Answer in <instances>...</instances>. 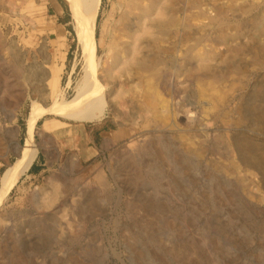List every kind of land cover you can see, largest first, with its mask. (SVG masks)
<instances>
[{
    "label": "rangeland",
    "instance_id": "1",
    "mask_svg": "<svg viewBox=\"0 0 264 264\" xmlns=\"http://www.w3.org/2000/svg\"><path fill=\"white\" fill-rule=\"evenodd\" d=\"M9 1L17 8V13L0 11V36L6 48L3 47L2 52L0 49V64L5 65H0V70L5 71L3 77L13 88L4 99L11 106L20 95L23 100L14 120H9L0 106V138L2 135L7 140L12 137L19 145L18 154L14 151L0 153V188L5 171L27 149L29 136L33 137V144L28 149H35L38 154L35 165L33 163L29 172L20 178L0 209V264H15L13 260L17 257L23 264H264L263 172L247 163L233 143L239 130L236 121L241 118L240 99L250 88L264 81V0H194L198 4L193 0L169 1L172 4L166 1L170 6H166L168 13L164 19H172L175 24L178 21L177 31L173 32L185 34L182 40L181 36L171 33L161 42L165 48H172L165 55L168 64L184 63L187 52L204 56L207 50L219 57L223 54L226 59L214 62L219 77L216 80L203 78V82L201 79V82L196 79L191 82L183 73L182 76L172 75L174 72L168 66L160 67L164 71L157 70L160 74L157 81L153 76L144 78L148 74L143 75L133 67L132 74L137 70L143 76L141 80L146 82L140 88L125 84V78L118 76L124 72H117L114 81L103 79V70L114 53V25L126 2L131 0H101L95 28V53L90 55V60L95 77L101 81L100 87L105 88L108 101L105 116L115 122L119 134L105 148L101 159L84 164L77 158L70 162L57 159L58 150L48 134L50 123L61 118L53 114L41 116L30 134L28 120L34 107L33 90L25 78L15 77L8 66L15 49L23 57L21 68L29 72L35 67L47 71L50 77L46 87L48 98L40 100L44 106L54 108L63 97H75L88 57L78 38L72 10L64 0ZM213 18L242 25L241 32L235 28L228 30L231 33L228 35L234 36L228 44L250 49L236 59L239 66H245L246 70L242 69L245 71L238 73L227 67L230 54L226 45L197 44L206 34L204 29L215 21ZM217 20L215 22H219ZM45 57H48L47 62ZM55 71L56 76L52 74ZM150 78L153 80L147 83ZM175 86L188 90L182 100L185 109L199 117L203 122L201 129L208 131L210 143L205 149L201 148L196 133L187 132L188 128L176 119L171 109ZM152 93L158 102L164 103L160 106L162 111L159 107L157 110L164 117L155 110L147 111L145 105ZM188 99L195 105L188 103ZM157 123L165 125L171 134L172 139H165L172 151L169 154L166 144L165 150L160 146L159 137L150 139L147 133ZM244 131L264 146V133L250 125L244 126ZM147 139L148 145L144 143ZM151 146L156 152L163 149L165 158L172 154L194 155L195 162L190 161V164L196 163V168L192 166L195 170L181 175L172 163L153 156L148 151ZM212 151L217 156H212ZM127 156H135L133 163H129ZM40 158L47 162L44 168L36 167ZM126 164L127 167H123ZM215 165L222 167L221 175L215 173ZM155 167L164 176L157 187L153 181ZM139 173L143 174V180ZM55 188L59 190L56 199L61 198L60 208L56 211L38 209L34 195L46 194L42 197L50 199ZM228 191L235 195L230 196ZM133 204L139 208L134 207L132 211L130 205ZM161 207L165 214L161 213Z\"/></svg>",
    "mask_w": 264,
    "mask_h": 264
},
{
    "label": "bare ground",
    "instance_id": "2",
    "mask_svg": "<svg viewBox=\"0 0 264 264\" xmlns=\"http://www.w3.org/2000/svg\"><path fill=\"white\" fill-rule=\"evenodd\" d=\"M64 1L67 3V5L72 10V16H73V18L76 22V25H77V29H76L77 31L76 32H77L78 38L84 46V50H85L84 52L87 55V56L86 55L85 56L88 57L87 58L88 60H86L87 65L85 67V73H84L85 75H84L83 79L80 81V83H78L76 86L75 97H73L72 99H65L63 97L64 100L62 99L63 101L61 103L56 104L57 106L54 105L55 106L54 108L49 107V105L46 106V104H45V106L42 105L41 103H43V101H40V100H45L48 98V94H47L48 91H47L46 87H47V81L49 80L50 77H49V74L47 73V71L44 69H38L36 67L35 68L33 67L34 70L29 72V71H26L24 69V67L21 68V62H22L21 60L23 59V57L21 56V54H19L20 52L15 50L14 48H13L14 50L12 51L13 53L11 54L12 61H10V63L8 61V66H9V68H12V70L14 71L15 77H17L18 79L21 76L23 78H25L29 82L31 89L33 90L32 92L34 95H32V98L33 99L35 98V101H34V105H33L34 107L32 109L31 115H30V119L28 120L29 121L30 134H31V131L33 130V128L36 126V123L38 122V120L40 119L41 116L43 117L44 115L53 114L54 116L61 118L62 120H68V121H72L74 123H81V124H92V123L101 122L104 119V117L106 115V110L108 108V101L106 99L107 96L105 97V92H104L105 88L103 90L102 89L103 86H102V88L100 87L101 81L99 82L97 77H95V72H93V68L91 67L92 62L90 60V55H93V53H95V47H96L95 28H96V24L98 21L97 17L99 15L101 0H64ZM166 1L169 3V1H171V0H131V1H129V3H128V1L126 2L125 6L123 7L124 9H122V12H121L119 18H117L118 21L116 20L117 22L114 25L115 26L113 29L114 42L112 45L113 46L112 50H114L113 51L114 53H112L113 56H112L111 60L110 61L108 60L109 61L108 66L106 67L105 70H103L104 81L106 79L107 82H110V80H112L113 78H116L115 74H117V72H120V73L124 72V74L121 73L118 76H120V78L121 77L125 78V81H124L125 84L132 83L133 84L132 86L136 85L134 87L140 88L142 86L143 82L146 83L145 81L141 80V78H143V76L141 77V75L139 74L140 72H142L141 74H143V75L148 74V76H146V77L144 75V78H149V76L150 77L153 76L155 78V80L158 81V74L159 73L157 72V70H161L160 67L166 68V66L170 67L171 70H173L174 73H171L172 75L175 74L177 76H180L183 73L185 76H187L186 79H189L190 81L191 80L194 81L193 79H196L199 81L201 79V81H202L203 78H205V80L206 79L216 80L219 77V74L217 73L218 71L215 68L214 62L218 63V61L221 59L224 62V60L226 58H223V56H224L223 54L221 57H219V55L217 56L215 53L213 54V53H211V51L209 52V50H207V52H205L204 56L199 55V54L197 55L194 52L193 53L187 52L184 56V59H183L184 63L172 62V64L170 65V64H168L169 62L168 63L166 62L167 58L165 59V55L167 53L171 52L172 48H169V49L165 48L166 46L165 47L162 46V44L164 42L162 44H161V42L167 36H169L171 33H173L177 36H181L182 40L185 39V37L183 36L185 34L182 33L183 31H179L178 34L173 32L176 25L179 24L178 21L175 24V22L172 19H164L165 15L168 13V9H167L168 5L172 4V3L167 4ZM195 2L196 1H194V3ZM176 3H179V2H176ZM194 8H196V7H194ZM1 10L7 11L8 13H12V14L17 13V8L14 6L13 3H10L9 0H0V11ZM221 12H220V15L223 14V13L221 14ZM171 14L174 15V13H171ZM248 14H250V12ZM168 17L170 18L171 16H168ZM221 17H219V18H221ZM234 17H236V16L234 15ZM237 18L239 20V17H237ZM213 19H215V18H213ZM226 19H229V18H226ZM234 19L236 20V18H233L232 20H234ZM216 20L217 19H215V21ZM223 20H224V18H223ZM238 20H237V22H238ZM217 21H219V20H217ZM227 21H219V22H215V23L212 22L211 23L212 25L210 26V28H208V27H207V29L203 28L205 30L206 34L204 36H201L200 40L197 41V44L200 46L201 44H203V42H205V43L209 42L211 45L212 44L213 45L214 44H222V45L224 44V46L226 45V47H227L226 51L230 54L229 55L230 59L227 58V61L229 62V63H227V67L229 69L235 70L236 72L240 73L241 71L243 72L246 69H245V66L244 67L241 66L242 64L239 66L240 63L237 64L236 59L239 56H241L243 51H248L250 49H248V47L246 48V47L237 46V45L232 46V45H230V43L228 44V42H229L228 40L233 39V37H234L233 35H232L233 37L228 35V33H229L228 30L235 28V30L237 29L238 32H241V30H243V29H242L241 24H239V25L233 24L230 21L229 22H227ZM242 21H244V20H242ZM258 24H260V22ZM208 25H209V23H208ZM253 25H255V23L252 24V26ZM261 25H262V23H261ZM188 26H190V25H188ZM179 27H181V26H179ZM185 27H186V25H185ZM262 29H263V27H262ZM186 30H187V28H186ZM232 30H234V29H232ZM175 31H177V30L175 29ZM190 31H192V30H190ZM246 33H247V31H246ZM229 34H231V33H229ZM181 37H180V39H181ZM2 40H3V38L1 39V36H0L1 52L5 48V45H4L5 43H3L4 40L3 41ZM260 43L262 44V40L260 41ZM168 46H170V45H168ZM263 47H264V45H263ZM263 47H262V49H263ZM251 49H252V47H251ZM5 50H6V48H5ZM175 52H176V50H175ZM44 56H45V54H44ZM91 57H93V56H91ZM173 57H174V55H173ZM45 58H46V62H47L48 57H45ZM170 58L172 59V57H170ZM92 60H93V58H92ZM257 61H259V60H257ZM22 64H24V62ZM0 65H1V67L5 66L2 64H0ZM254 65L255 64L253 61V66ZM222 66H224V65L222 64ZM260 66H262V65H260ZM133 67L134 68L136 67L137 70H139L140 72H138L136 70V73L134 72L135 74H132V71L134 69ZM242 69H245V70H242ZM161 71H164L163 68ZM219 71L221 73V70H219ZM3 72H5V71H3ZM3 72L0 70V106L6 112L7 118L9 120H14L16 117L15 112L19 108V106H21L23 97H21V95H20L19 99L18 100L16 99L17 100V101H15L16 103L12 104V106H11V104L10 105L6 104V101L4 98L10 96V93L13 90V88L6 83L7 79H5L3 77ZM21 74H23V75H21ZM52 74H54L56 76L58 73L55 71ZM124 78H123V80H124ZM152 78L148 79L147 83L148 82L150 83V80ZM212 80H211V82H212ZM112 81H114V80H112ZM196 83H197V81H196ZM191 85H192V87H195V86H193V84H191ZM210 85H212V84L210 83ZM16 87L17 86H15V88ZM176 88H179V90ZM172 89H173V96H172L173 103H171L170 105H171L172 111L175 112L174 114H175L176 119H178L179 121L184 123V126H186L189 130V131L187 130V132L196 133V136H198V138H199V141H200L199 143L201 145V148L205 149L207 147V145L210 143V142H208V139H209L208 131H207V129H201V126H203L202 125L203 122H201V119L199 117L194 116V114L191 113L190 110L185 109V106L182 102L183 98L186 97V96H184V94H186L188 92V90L186 92L185 88H180L179 86L178 87L175 86ZM239 90H240V88H239ZM181 93H182V95H181ZM20 94H21V92H20ZM203 95L204 94H202V96ZM150 98H148L147 104L144 103V104H146L145 107L147 108V111L152 109V110H155L156 112H158L157 111L158 107L161 110L162 108H160V106L163 107L162 104H164V103L158 102L157 96L153 95V93H152V95H150ZM186 101H189L188 103H190V104L192 103L193 105H195V103L190 99H188ZM240 102H241V108L240 107H238V108H239V114H240L241 118L238 121H236L237 122L236 125L239 127V130H238V133L233 138L234 139L233 143H234V146L236 147V149H238L240 151L241 156H244V160L248 161L247 163H250L254 167L255 166L259 167L260 170L263 172V177H264V146L257 144L256 141H253L251 138H249L246 134V131H244V126L250 125L254 129L259 130V133H264V81H261L259 84H257V86L250 88L249 93L247 92L246 94H244L241 97ZM4 105L6 107H4ZM139 106H141V105H139ZM165 106H168V105H165ZM164 109H166V108H164ZM166 112H167V110H165L164 114H166ZM169 112L170 111H168V114H169ZM158 113H160V112H158ZM160 114L163 115L162 112ZM172 114H173V112H172ZM163 117H164V115H163ZM163 121H165V120H163ZM164 124H166V123L164 122ZM162 125L163 124H161V123L160 124L157 123V124L152 125L150 131L147 133H148V135H150V137H149L150 139L154 138L155 136L159 137L160 138V146L162 145V148L164 149V147H165L164 144L168 143L165 139H167V138L172 139V137L170 136L171 134L168 131L169 129H167V127L165 125H163V126ZM203 133H206V134H203ZM32 138H31V136L28 137L27 149L22 151L21 155H19L20 156L19 160L16 163L10 164V166L8 167V169L5 171V173L3 174L2 178H1L0 209L3 206V204L6 202V200L8 199V196L11 193L12 189L20 182V178L29 172L31 166L33 165V163L36 159V156H37L36 154H38L37 153L38 151H35V149L34 150L28 149V147H30V145L32 143ZM148 139L144 141V143L147 145L149 144ZM13 141H16V144H13ZM261 144H263V143H261ZM12 146H17L15 148V150H17V151L12 149L11 148ZM163 149L162 150L159 149L161 151L156 152V151H154V149L151 146V147H149V150L148 149L147 150L151 154H153V156L157 157L158 160H162V159L165 160L166 159L169 163H172L174 165V168H176V170L179 171L181 175L187 174L188 172L191 173V171L195 170L193 167L196 168V163H194V166L190 164L191 163L190 161L195 162L194 161L195 159L193 157L194 155L192 156V154H190L192 157L191 158L190 155L183 154V153L179 154V155L172 154L170 156L168 155V157L165 158L167 155H165L164 150L167 149V152H166L167 154H169V152H172V151H170L169 144H166L165 149L164 150ZM18 150H19V145H18L17 140H15V139L13 140L12 137H10V139L7 140L4 137V135H2V138H0V153L5 151V152H7V154H10L12 151H14V153L18 154L17 153ZM211 150H213V149H211ZM34 152H35V154H34ZM219 152H220V150H219ZM211 155L215 156L216 155L215 151H212ZM127 157H128L127 160H129V163L130 162L133 163V160H134L133 158L135 156H133V157L127 156ZM136 158H137V156H136ZM140 163L142 164L141 161H140ZM124 166L126 168L127 164L123 165V167ZM215 166H217V165H215ZM153 169H155L154 170L155 175H154L153 181H154V185L157 187L159 184V180L161 181L162 179H164V176H163V174L159 168L155 167ZM214 171H215V173L221 175L223 169H222V167L217 166V167H215ZM138 175L141 179L143 178V174L141 175L139 173ZM263 180H264V178H263ZM148 181H150V180H148ZM160 184H162V183H160ZM263 184H264V182H263ZM100 187H103V186H100ZM220 187L218 189H220ZM86 189L87 190L85 193H87L89 188L87 187ZM58 193H59V190L55 188L54 196H52L50 199L42 197V195H46V194L34 195V201H35L36 207H38V209H46V210L49 209L51 211L58 210L61 206V203H62V202L58 203L61 198L59 199V197H58L56 199V197L58 196ZM229 194H230V196L235 195V193L231 192V191L229 192ZM134 207L139 208V205H137V204L130 205V208L132 211L134 210ZM140 207H141V205H140ZM150 208L155 209V207L154 208L150 207ZM145 209L146 208H144V210ZM161 209H162L161 213L165 214L164 208L161 207L160 210ZM136 215H137V213H136ZM0 216H2V215H0ZM135 239L138 240V238H135ZM179 251H180V249H179ZM13 261L15 264H23L24 263V261H22V259L19 257L14 258Z\"/></svg>",
    "mask_w": 264,
    "mask_h": 264
},
{
    "label": "crops",
    "instance_id": "3",
    "mask_svg": "<svg viewBox=\"0 0 264 264\" xmlns=\"http://www.w3.org/2000/svg\"><path fill=\"white\" fill-rule=\"evenodd\" d=\"M49 127L51 132L48 135L58 150L57 159L70 162L71 159L77 158L81 164L101 159L105 148L112 144L119 134L117 125L107 116L101 122L92 124L59 119L51 122ZM46 165L47 162L41 158L40 163L36 162L37 168H44Z\"/></svg>",
    "mask_w": 264,
    "mask_h": 264
}]
</instances>
